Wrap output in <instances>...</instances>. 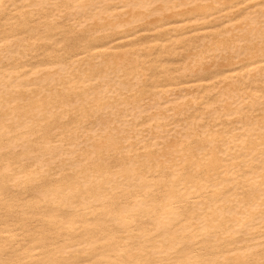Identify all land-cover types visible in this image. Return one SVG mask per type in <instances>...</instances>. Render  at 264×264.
Listing matches in <instances>:
<instances>
[{
	"label": "bare ground",
	"instance_id": "obj_1",
	"mask_svg": "<svg viewBox=\"0 0 264 264\" xmlns=\"http://www.w3.org/2000/svg\"><path fill=\"white\" fill-rule=\"evenodd\" d=\"M0 264H264V0H0Z\"/></svg>",
	"mask_w": 264,
	"mask_h": 264
}]
</instances>
